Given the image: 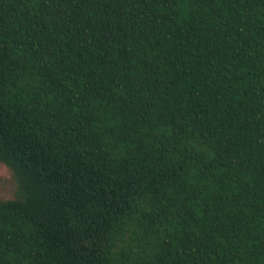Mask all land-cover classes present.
<instances>
[{"label": "trees", "instance_id": "trees-1", "mask_svg": "<svg viewBox=\"0 0 264 264\" xmlns=\"http://www.w3.org/2000/svg\"><path fill=\"white\" fill-rule=\"evenodd\" d=\"M0 264H264V0H0Z\"/></svg>", "mask_w": 264, "mask_h": 264}, {"label": "rangeland", "instance_id": "rangeland-1", "mask_svg": "<svg viewBox=\"0 0 264 264\" xmlns=\"http://www.w3.org/2000/svg\"><path fill=\"white\" fill-rule=\"evenodd\" d=\"M16 190V183L10 170L0 164V201L15 199Z\"/></svg>", "mask_w": 264, "mask_h": 264}]
</instances>
